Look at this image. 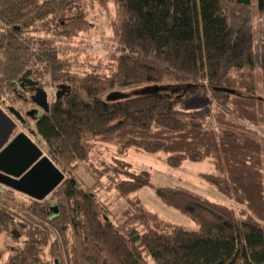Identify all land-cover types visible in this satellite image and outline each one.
Returning <instances> with one entry per match:
<instances>
[{"label": "trees", "instance_id": "obj_1", "mask_svg": "<svg viewBox=\"0 0 264 264\" xmlns=\"http://www.w3.org/2000/svg\"><path fill=\"white\" fill-rule=\"evenodd\" d=\"M95 1L115 9L110 63L86 67L70 43L91 29ZM263 13L237 0H0L1 105L21 103L27 72L43 89H68L29 120L66 179L55 204L19 203L36 220L0 202V235L14 225L25 240L7 264H264V43L255 25ZM204 99L211 110L186 107ZM97 145L118 151L113 188L128 208L116 219L73 178ZM129 151L163 155L171 168L209 161L215 173L201 178L231 204L155 187L125 161ZM146 187L199 231L133 198ZM45 251L51 261L40 259Z\"/></svg>", "mask_w": 264, "mask_h": 264}, {"label": "rangeland", "instance_id": "obj_2", "mask_svg": "<svg viewBox=\"0 0 264 264\" xmlns=\"http://www.w3.org/2000/svg\"><path fill=\"white\" fill-rule=\"evenodd\" d=\"M252 6L256 8L257 0L252 1ZM114 13L115 9L112 4L105 10L101 4L95 1L94 7L90 11L88 17L92 27L87 33L81 34L76 41L70 43L71 57H76V55H78L79 62L86 67L98 64L107 65L110 63L109 55L111 54L112 31L109 27V20L111 16H114ZM76 71L77 73H81L82 68H78ZM147 89H150V87L128 91L124 95L125 97H134L136 94L144 92ZM44 90L48 94L49 102H52L57 90L48 87L44 88ZM108 98L109 97H107V99ZM14 107L16 109L24 108L27 110L31 108L30 105H24L23 103L17 104ZM186 107L211 110L213 104L211 101L204 99L189 102L186 104ZM32 127H35V122H32ZM25 133L44 150L42 144H39L31 133L28 131H25ZM44 153L47 155L45 150ZM118 158V151L114 147L97 145L91 153L90 162L80 165L73 175L75 182L82 188L91 189L95 192L98 200L115 216V218L111 217L112 219L119 218L123 210L128 208L127 202L119 198L113 188V183H115V161ZM125 161L131 165L133 171L138 173H149L152 184L155 187H182L213 202L225 205L231 204L226 197L201 178L202 174L215 173V169L209 161L202 163L186 162L180 168H171L165 163L163 155L152 156L135 151H129ZM8 197L6 193L0 195V202L4 203L13 211L23 215L26 214L36 220V216H33L30 211L23 209L21 205H19L21 202L28 203L29 197L16 192L13 197ZM134 197H137L145 207L158 214L165 221L182 227L190 232L199 231L198 226L191 219L161 202L154 188L146 187L133 195V198ZM52 198L51 195L47 199L50 203L55 204V200ZM24 244L25 240L19 237L18 229H16L14 225L10 226L8 230L0 235V264L9 263L15 253L24 247ZM61 250H63L62 246ZM40 259L43 262L51 261L47 251L42 254Z\"/></svg>", "mask_w": 264, "mask_h": 264}, {"label": "water", "instance_id": "obj_3", "mask_svg": "<svg viewBox=\"0 0 264 264\" xmlns=\"http://www.w3.org/2000/svg\"><path fill=\"white\" fill-rule=\"evenodd\" d=\"M253 0H237L241 5L251 6ZM258 11L264 10V0H257ZM30 73L27 72L23 79ZM30 87H35L31 97L36 110L29 113L30 117H39L42 112H48L50 102L47 92L39 87V83L28 80ZM25 83L22 84V87ZM68 90L61 86L56 94L59 100ZM125 96L114 94L111 100H120ZM22 125H26L24 117L15 108L7 110ZM28 132L33 135L31 129ZM65 174L60 171L44 150L29 137L0 108V187L29 197L36 201H44L65 181Z\"/></svg>", "mask_w": 264, "mask_h": 264}, {"label": "flooded vegetation", "instance_id": "obj_4", "mask_svg": "<svg viewBox=\"0 0 264 264\" xmlns=\"http://www.w3.org/2000/svg\"><path fill=\"white\" fill-rule=\"evenodd\" d=\"M28 80H31V81H34V79L31 77V74H29L25 79H23V78H21L20 79V81H19V83H20V87H21V89H22V93H23V95L21 96V103H23L24 105H27V102H28V99H27V97H30V100H31V97L34 95V91H35V87H30L27 83H29L28 82ZM23 83H25L24 84V86L22 87V84ZM5 107V108H4ZM0 108L8 115V117L9 118H11L15 123H17L18 125H19V127H20V131L22 132H24V131H28V129H31V126H30V124H29V120H31L32 119V121H34L35 120V118L36 117H30L29 116V113H31L32 111H34V110H36V107H34V109H32V108H30L29 110H27V109H24V108H18V109H16L15 108V110H17L23 117H24V119H25V124L26 125H22L21 123H19L16 119H15V117L13 116V115H11L7 110L9 109V108H14V107H11V106H4V104H2V105H0ZM31 121V122H32Z\"/></svg>", "mask_w": 264, "mask_h": 264}, {"label": "built area", "instance_id": "obj_5", "mask_svg": "<svg viewBox=\"0 0 264 264\" xmlns=\"http://www.w3.org/2000/svg\"><path fill=\"white\" fill-rule=\"evenodd\" d=\"M255 25L259 30L261 40L264 43V13L262 15H259Z\"/></svg>", "mask_w": 264, "mask_h": 264}]
</instances>
